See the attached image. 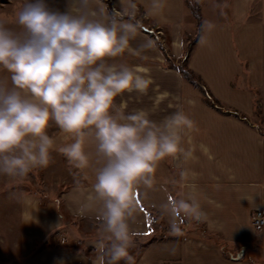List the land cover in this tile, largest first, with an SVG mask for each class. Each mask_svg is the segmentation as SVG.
Returning a JSON list of instances; mask_svg holds the SVG:
<instances>
[{"label":"crops","instance_id":"obj_1","mask_svg":"<svg viewBox=\"0 0 264 264\" xmlns=\"http://www.w3.org/2000/svg\"><path fill=\"white\" fill-rule=\"evenodd\" d=\"M134 1L158 24L162 34L158 40L168 54L176 61L182 58L186 37L196 31L185 1L195 0H156L155 6L154 0ZM49 3L60 11H78L77 0ZM90 6L98 14L109 12L99 0H92ZM199 13L202 33L191 48L188 68L202 78L216 99L247 117L253 114L255 91L264 127V0H201ZM130 49L109 63L125 64L141 73L147 70L153 83L147 94L134 91L120 95L117 106L126 105L127 114L144 111L156 123L182 110L191 121L181 132L177 151L155 162L152 185L136 186L137 203L128 218L130 233L142 235L148 227L156 232L171 229L173 218L163 205L173 198H195L203 213L199 220L177 213L174 219L183 230L181 235L154 240L144 257L153 264H264V225L257 230L251 220L255 209L264 215V135L252 125L208 108L178 71L165 66L166 59L147 33L137 28ZM57 132L64 138L69 136L65 146L74 142L71 134L59 128ZM83 141L89 165L77 167L80 183L62 192L57 204L68 217L88 224L100 221L98 212L80 216L76 210L91 194L101 161L93 138L86 135ZM175 171L181 178V191ZM189 224L196 228L188 231ZM169 233L168 237L174 234ZM214 238L224 243V249ZM30 253L21 255L23 260L16 264H97L89 256L66 257L57 250Z\"/></svg>","mask_w":264,"mask_h":264},{"label":"clouds","instance_id":"obj_2","mask_svg":"<svg viewBox=\"0 0 264 264\" xmlns=\"http://www.w3.org/2000/svg\"><path fill=\"white\" fill-rule=\"evenodd\" d=\"M77 3L73 13L49 0H25L14 27L0 19V69L9 74L0 78V174L23 178L49 165L55 144L47 133L50 121L74 137L59 151L78 168L89 165L83 137L90 135L101 166L76 211L98 212L97 264H117L131 242L136 186L152 185L155 162L177 151L191 121L182 110L156 123L144 111L127 114L126 105L117 106L120 95L147 94L153 83L147 70L109 63L131 51L138 25L98 14L92 0ZM163 209L173 218L172 231L178 230L177 213L196 220L203 215L195 198H173Z\"/></svg>","mask_w":264,"mask_h":264},{"label":"rangeland","instance_id":"obj_3","mask_svg":"<svg viewBox=\"0 0 264 264\" xmlns=\"http://www.w3.org/2000/svg\"><path fill=\"white\" fill-rule=\"evenodd\" d=\"M99 1L110 13L117 14L122 20L136 21L141 29L153 34L157 40L162 37L158 30V24L151 21L146 10L134 0ZM24 2L25 0H0V19L7 20L9 26L14 27L15 25L12 23L14 15ZM70 3L74 5L73 2ZM188 5L193 6L194 2H190ZM192 37H186L187 44L189 38L191 40ZM180 60L181 58L176 61L171 57L169 63L177 67ZM165 62V66H167L169 63L167 60ZM8 75L5 70L0 69V78H7ZM254 94V115L250 114L249 118L246 114L222 104L244 114L250 125L256 127L264 135L255 91ZM222 116L235 118L231 115ZM57 130L54 122L50 121L47 133L55 139V144L47 167L34 169L23 178H10L0 174V264L19 263L23 260L21 255L31 251L30 256H33L35 252L43 249L63 252L64 255H67L66 257L71 254L73 256H89V260L93 262L97 260L98 249L95 243L99 238L100 221L82 223L79 219L70 218L64 214L57 204L62 192L81 181L78 168L59 151L61 147H65L64 143L69 136L65 138L59 136L60 133ZM175 179L178 181L176 184L180 186L181 191V178L177 171H175ZM141 206L144 211L154 217L148 208L144 205ZM183 215L186 216L184 213ZM189 227H191L190 224ZM195 228L193 225L187 230ZM164 229L166 228H160L156 232L152 227H148V231L142 235H131L127 256L121 258L117 264H153L144 257L147 250L150 249L151 243L157 239H173L181 235L179 231H170L169 235L174 234L168 237ZM203 235L206 234L203 233ZM214 240L220 245V249H224L222 241L215 238Z\"/></svg>","mask_w":264,"mask_h":264},{"label":"trees","instance_id":"obj_4","mask_svg":"<svg viewBox=\"0 0 264 264\" xmlns=\"http://www.w3.org/2000/svg\"><path fill=\"white\" fill-rule=\"evenodd\" d=\"M200 1L201 0H195L193 6H189L188 2L185 1L186 6L190 9L191 15L193 16V18L195 20L196 31H195L194 36L191 38V40L189 38L188 44H187L186 49L184 51V55L180 60L179 66H177V67H175L169 63L171 57L169 56V54L167 53L165 48L162 46V44L153 36V34H151L148 31L141 29V27L134 20H131V22L137 24L139 30H141L145 33H148L151 37L154 38V43H155L156 47L162 52L164 58L169 63L166 67L178 71L180 73V75L182 76V78L185 79L188 82V84H190L194 89H196L201 94L202 100L207 107H209L210 109L214 110L215 112H217L221 115H231V116L235 117L236 119L240 120L241 122L250 126L248 118L244 114H241L234 109L225 107L218 99H216L211 94L210 90L208 89L205 82L201 79V77L199 75L195 74L192 70H190L186 64L193 44L199 39V37L202 33L201 17H200V13H199ZM177 229H178L177 231L183 232L182 229H179V228H177ZM164 231L168 232V231H172V230L166 228V229H164ZM204 236L207 237L206 235H204Z\"/></svg>","mask_w":264,"mask_h":264},{"label":"built area","instance_id":"obj_5","mask_svg":"<svg viewBox=\"0 0 264 264\" xmlns=\"http://www.w3.org/2000/svg\"><path fill=\"white\" fill-rule=\"evenodd\" d=\"M252 224L259 230L264 225L263 213L260 209H255L251 216Z\"/></svg>","mask_w":264,"mask_h":264},{"label":"bare ground","instance_id":"obj_6","mask_svg":"<svg viewBox=\"0 0 264 264\" xmlns=\"http://www.w3.org/2000/svg\"><path fill=\"white\" fill-rule=\"evenodd\" d=\"M253 212H254V210H253ZM263 213V212H262ZM28 215V214H27ZM263 217H264V215H263ZM95 245H96V243H95Z\"/></svg>","mask_w":264,"mask_h":264}]
</instances>
